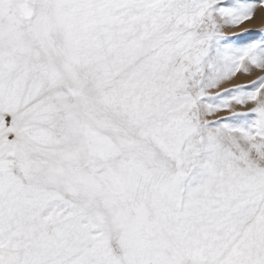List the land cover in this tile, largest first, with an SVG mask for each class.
I'll use <instances>...</instances> for the list:
<instances>
[{"label": "snow or ice", "instance_id": "snow-or-ice-1", "mask_svg": "<svg viewBox=\"0 0 264 264\" xmlns=\"http://www.w3.org/2000/svg\"><path fill=\"white\" fill-rule=\"evenodd\" d=\"M0 264H264V0H0Z\"/></svg>", "mask_w": 264, "mask_h": 264}]
</instances>
